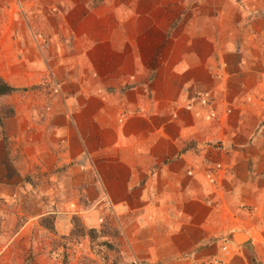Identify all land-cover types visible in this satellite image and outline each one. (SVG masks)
I'll return each mask as SVG.
<instances>
[{"label": "crops", "instance_id": "0c3cea01", "mask_svg": "<svg viewBox=\"0 0 264 264\" xmlns=\"http://www.w3.org/2000/svg\"><path fill=\"white\" fill-rule=\"evenodd\" d=\"M50 17L51 23L59 20L50 30L59 34L48 39L54 55L46 58L55 66L38 74L36 84L46 75L45 82L52 84L54 95L65 97L64 104L51 103L56 114L49 109V118L36 117L28 126L40 136L33 134L36 139L52 137L61 167L103 177L104 168L94 160L111 166V181L102 182L105 190L109 183L116 189L118 195L108 197L113 208L185 210L203 204L210 209L207 220L218 217L223 224L240 209L264 207V188L259 187L264 170L255 174L243 162L249 139L244 128L254 109L244 102L220 105L215 99L228 91L226 65L219 71L215 66L214 29L198 37L188 14L169 11L166 2L154 8L153 0H57ZM170 32L176 33L171 39ZM200 53L207 57H201L206 77L186 79L195 69L192 61L201 62ZM175 108L181 111L176 118L170 114ZM129 113L140 120L135 126L128 123ZM22 135L29 145L27 158L52 153L45 142L32 144ZM218 140L225 144L219 155L211 150ZM186 144H191L188 150ZM215 194L220 198L212 202ZM177 215L194 219L182 211ZM226 233L222 226L215 235Z\"/></svg>", "mask_w": 264, "mask_h": 264}, {"label": "rangeland", "instance_id": "374dc122", "mask_svg": "<svg viewBox=\"0 0 264 264\" xmlns=\"http://www.w3.org/2000/svg\"><path fill=\"white\" fill-rule=\"evenodd\" d=\"M153 2L154 8L166 2L169 11L188 14L197 25L198 37L212 35L204 29H214L215 66L219 71L226 65L224 89L228 91L215 99L220 105L244 102L253 107L244 128L249 139L244 145L247 156L243 162L255 174L258 168L264 170V0ZM56 3L0 0V83L2 80L16 89L0 95V264H264V207L250 206L244 212L240 209L237 217L223 224L217 222L218 217L208 221L210 209L203 204L185 210L113 208L111 199L118 195L116 189L109 183L105 190L102 182L111 181V166L95 159L105 176L81 175L78 167H61L56 159L60 151L51 144L52 137L32 136L29 123L36 117L49 118V109L56 114L58 108L53 109L51 103L64 104L61 98L65 99L53 94L52 84L45 82L46 75L36 84L38 74L48 73L55 66L46 58L55 51L48 39L59 34L50 31L59 21L50 22ZM175 34L170 32L168 38ZM187 37L188 32L184 34ZM35 42L43 43L36 47ZM201 57L207 58L204 53ZM200 60L192 61L191 68L195 69L185 74L186 79L206 77ZM177 113L181 115L177 108L170 112L174 118ZM136 121L140 120L129 113L128 123L135 126ZM22 134L32 144L45 142L52 153L43 151L38 160L27 158L29 145L23 142ZM223 146L218 140L211 150L219 155ZM190 147L186 144L184 150ZM244 180L250 182L246 176ZM259 187L264 188V183ZM217 198L215 194L212 202ZM178 211L194 219H184ZM222 226L227 229L226 235L216 236ZM239 234L247 236L245 241H237ZM241 250L244 255L239 254Z\"/></svg>", "mask_w": 264, "mask_h": 264}, {"label": "trees", "instance_id": "16d2710c", "mask_svg": "<svg viewBox=\"0 0 264 264\" xmlns=\"http://www.w3.org/2000/svg\"><path fill=\"white\" fill-rule=\"evenodd\" d=\"M16 89L11 87L9 84L1 80L0 83V95H9L13 93Z\"/></svg>", "mask_w": 264, "mask_h": 264}, {"label": "bare ground", "instance_id": "6f19581e", "mask_svg": "<svg viewBox=\"0 0 264 264\" xmlns=\"http://www.w3.org/2000/svg\"><path fill=\"white\" fill-rule=\"evenodd\" d=\"M237 239H238V241H241L240 239H242L244 241L246 239V236H240L239 235Z\"/></svg>", "mask_w": 264, "mask_h": 264}, {"label": "water", "instance_id": "95a60500", "mask_svg": "<svg viewBox=\"0 0 264 264\" xmlns=\"http://www.w3.org/2000/svg\"><path fill=\"white\" fill-rule=\"evenodd\" d=\"M237 238H238V235H237ZM237 241H238V239H237Z\"/></svg>", "mask_w": 264, "mask_h": 264}]
</instances>
